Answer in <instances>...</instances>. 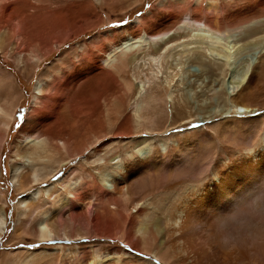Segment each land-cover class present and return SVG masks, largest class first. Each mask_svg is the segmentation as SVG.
Here are the masks:
<instances>
[{
    "label": "bare ground",
    "instance_id": "bare-ground-1",
    "mask_svg": "<svg viewBox=\"0 0 264 264\" xmlns=\"http://www.w3.org/2000/svg\"><path fill=\"white\" fill-rule=\"evenodd\" d=\"M122 1L128 4L138 0H94L99 6H111ZM29 2L0 0V15L6 17L7 24L17 19L16 34L23 44L30 43L27 58L21 55L16 61L17 64H23L24 68L28 64L32 63L35 66L46 60V57L58 50L66 41L81 34L88 27V22L92 21L90 18H84L83 23L68 24L63 17V12H76V7L86 11L87 6L92 3L91 0H85L81 6L69 3L64 8L56 7L53 10L45 5L44 1L38 6ZM182 3L186 4L185 8L181 6ZM161 4L167 7H158ZM251 4V7L236 10L230 13L232 15L222 19L216 15L218 7L211 0L204 5L206 6L204 14L198 11L200 0H161L154 8L163 11L161 14L155 15L152 12L154 10H151L146 16L135 19L131 25L123 29L108 31L113 34L106 40L109 51H103L106 46L91 42L100 50L101 60L107 62V65L116 72L118 76L116 79V75L112 77L102 74L103 71L98 72L100 69L94 61L92 49L89 50V47L82 43L76 45V50L83 54L82 57H78L77 54L79 58L77 63L81 65L87 58L84 67L72 63L71 67L66 66L59 71H52L51 74L39 76L34 88L32 107L19 129L17 136L19 138L10 148V158L19 164L12 169L13 182H18V189L24 192L26 190L28 193L20 201L21 218L18 226L24 225L22 228L29 230L37 242L43 243L46 241L60 243L65 238L78 240L80 237H91L92 245L97 247L102 257L92 262L88 249L79 248L69 251L72 253L71 256L49 255L51 251L64 252V247H56L55 250L45 247L28 256L37 257L36 260H44L47 264H264V254L244 248L219 247L215 226V217L218 214L230 211L246 190L264 181V104L251 100L252 90L257 87L259 78L264 77V0H253ZM181 13L197 26L202 24V28L198 26L196 29L199 32L196 36H200V41L185 40L190 37L186 27L183 25L174 27ZM256 13L260 14L258 21L248 22ZM236 30L238 32L235 36ZM205 31L220 34L235 31L230 35L234 37L231 48L238 50L239 47L248 44H256L259 48L254 60L247 64L243 76L232 82V95H226V99L228 96L231 100V107L227 108L221 118L216 117L217 121L212 120L211 111L207 116L199 118V115H190L197 121L207 119L212 121L205 130H211L217 137L219 136L217 144L207 138L205 130L201 129L187 138L183 137L181 144L178 143L176 149L170 152L166 147L162 150L155 147L152 142L147 143V140L136 137L132 138L131 143L133 146L139 143L141 148L136 149V154L130 158L124 157L113 165V172L104 176L107 186L97 184L85 171V178L82 177V172L79 176L71 177L72 180L68 178L63 193H58V188L65 180L43 188H35L37 185H43L55 168L60 166L59 171L64 169L82 154L83 149H92L94 145L99 149L90 164L91 167H97L99 160L106 162L111 160L109 157L100 156L103 144L97 145L96 139L88 143V146L85 145V148L78 146V149L73 150L69 147L68 141L80 124L77 114L82 113L86 119L91 118L100 103L108 113L110 109L106 102L108 97H113V94L109 96L105 90H98L94 86L88 94L79 97L80 101L77 98L78 102H68L69 93L78 81L84 79L85 75L90 77L97 75L117 84L120 74L137 59H142V55L147 54V46L151 49L147 58L156 62L158 59L166 58L167 53L169 57L178 46L197 44L188 49L189 52L193 54L198 49L206 51L215 62L213 64L208 61L205 54L198 55L195 59L201 69L207 67V70H201V74H197L195 78V83L199 82L197 85H201L203 76L211 72V68H215L220 74L224 72L222 68L227 64L225 59L229 55L227 47H216L213 50L208 48L204 51L207 47H203L206 42L202 40L209 37ZM116 36L118 42L112 40ZM247 40L250 41L241 43ZM9 46L12 47L11 41L7 36L0 34V53ZM136 63L137 61L134 64ZM140 83V86H134L123 79L121 87L125 96L136 91L141 98V106L146 109L135 112L137 129L151 133L157 117L155 107L164 99L155 97L148 89H144L146 80ZM2 84L8 89L3 98L11 103L16 102L9 110L0 108V131L6 133L11 128L19 96L10 77L3 83L0 81V88H3ZM231 96L232 98H229ZM148 109H152L151 114L146 112ZM240 109L244 111L241 112ZM63 110L69 111L71 116L68 117L73 119L65 117L66 115L62 114ZM40 113H43L45 118L38 124L32 123V119ZM192 135L199 137L195 141H187ZM1 144L0 139V147ZM223 144H226L228 149L223 148ZM141 150L147 153L146 158L132 161ZM57 156L59 160L55 161L58 163L55 164V168L51 167L50 171L42 174L40 169L37 173L36 167H46V164L53 162ZM125 164L126 170L123 171L121 166ZM78 166L82 168L83 165ZM80 168L72 169L77 173ZM194 168L198 169L195 177L192 172ZM27 169L30 171L24 172ZM138 174H143V177L133 180ZM180 177H188V181L185 182ZM38 194L43 196H39L38 199ZM87 195L91 196L92 200L89 201L90 218L87 216L90 214L86 215L84 212L85 210L88 212V209L83 210L87 205L83 206V199ZM137 197L140 199L136 200ZM106 203L113 204L114 207L107 208ZM118 203L122 204V210H117ZM128 206L135 209L134 214L128 212ZM65 214L69 219L63 218ZM34 215L38 217L37 220L26 226L27 218ZM4 221V213L0 208V236L3 233ZM20 230L16 229L19 238ZM114 237L119 238L128 248L119 250L104 246L103 240ZM104 253L111 255L105 257ZM38 254L42 256H35ZM73 257L74 260L71 261Z\"/></svg>",
    "mask_w": 264,
    "mask_h": 264
},
{
    "label": "rangeland",
    "instance_id": "rangeland-1",
    "mask_svg": "<svg viewBox=\"0 0 264 264\" xmlns=\"http://www.w3.org/2000/svg\"><path fill=\"white\" fill-rule=\"evenodd\" d=\"M29 1V3L33 4L34 6L40 5L42 4V1H44L45 5L47 4L51 10L55 9L56 7L64 8L69 3L77 4V6H81L83 3H85V0ZM91 1L92 3L91 5L87 6L86 11H82L80 7H76V12H63V17L68 24L73 22L83 23L84 18H90L92 21H89L88 23L91 26L89 27L88 25V27L81 34L76 36L77 38L74 37L73 39L66 41L63 46L58 48V50H55L49 57H46V60L41 61L36 65L34 64L35 66H33L32 63L30 65L28 64L25 68L23 67V64H17L16 61L21 55H24L26 56L25 58H27L30 49V46L28 45L30 43H27L28 45L23 44L22 40L20 41L21 38H19V36L16 34L17 19H14L13 22L11 21L10 24H7L6 17L0 15V34L7 36L12 43V47L9 46L4 48L0 53V81L3 83L7 77H10V80L15 87L14 89L19 96V103L17 102L18 106L14 110L13 122L10 130L8 129L6 133L0 131V139L2 140L0 147V208L3 210L5 219L3 233L0 236V264H9L10 262H14V264H24V262H26L25 264H47L44 262V260H36L37 257L33 258L28 256V254L41 250L45 247L52 248V250H55L54 248L56 247H64V252L51 251V253H54L53 255H55V257L60 255L71 256L72 253H69V251H72V249L75 248H79V250L88 249V252L91 256L90 261L92 262L98 261L102 257V253L98 252L96 249L97 247L92 245L91 237H80L78 240L77 238H72L71 240L65 238L66 240L64 239L63 242H52L51 245H48L47 243L39 241L37 242L29 230L26 231L24 228H22L24 225L18 226L19 218H21L19 214L21 211L20 201L22 198L26 197L28 193L26 190L24 192V190L21 191L18 189V182H13L12 169L15 165L17 166L19 164H16L10 158L11 145L19 138L17 137L19 135V129L16 128V125L17 123L23 124L24 122L19 121L17 117L20 115V110L23 109L26 119L29 109L32 107L34 88L39 76L51 74L52 71H59L64 69L66 66L71 67L72 63L75 65H80L77 63L79 59L78 57H82L83 54L80 52V50H76V47L82 43L86 44L89 47V50L92 49V56H94V61L97 63L100 69L98 72L100 73L103 71L102 74L107 76L111 75L114 77L116 72L111 69V66L109 67L107 65V62L101 60L102 54L100 50H97L96 47H94L96 44L93 45L91 42H89V38L95 37L98 34L100 35L103 32L115 30L118 31L131 25L135 19L146 16L149 11L154 10L158 2L161 0H138L128 4L127 2L122 1L111 6H99L95 4L94 0ZM207 1L208 0H200L201 5L198 11L200 13L202 12L201 14H204L206 9V6L204 5L207 3ZM211 1H213V3L216 4V7H218L216 15L222 19L228 15H232L230 13H233L236 10H245V8L247 9L251 7V3L253 2V0H244L242 4H237L235 7L231 8H229L227 3H225L223 6V11H221L219 10L221 5L218 0ZM184 4L182 3L181 6L185 8L186 4ZM152 12L155 15H158L163 11L157 9ZM137 13H140L141 15L138 16ZM256 14L254 17L249 18L250 21H247L250 23L258 21L257 19L259 18L258 16L260 14ZM96 20L97 22H95ZM125 21H127V24L123 23ZM182 25L186 27V30L188 31L187 33L190 35V37H187L186 39L184 38L185 40L195 42L200 41V36H196V34H199L196 29L198 26L202 28L201 23L197 26L195 23L190 21L188 17L181 13L174 27ZM229 32L230 33L226 31L220 34L205 31V34L207 33L211 39L207 37L202 40L206 42L203 44V47H207L204 49V51L208 48L213 50L216 47H227L230 50L226 49V51H229V55L227 59H225L227 64L222 68L224 72L220 74L218 70L211 68V72H208L203 76V83H201V85H197L199 82L195 83V78L197 74H201V70H207V67L201 69V67L197 65L195 59L198 57V55L205 54L208 61L210 60L213 64H215V62H213V58L209 56L208 52L206 51L203 52L198 49V51L191 54L188 49L195 47L197 44L188 45L186 47L178 46V48L171 52L169 57L167 53L166 58L164 57L163 59H158L156 62L150 61V59L147 58V54H150L149 51L151 50L147 46V54L142 55V59H137L136 64H134L136 62L135 61L133 64L128 66L125 72L120 74V77L117 79V84L112 81L110 82L109 80H104L102 77H97V75L92 77H90V75H85L84 79L78 81L75 85V88L73 87V90L69 93V97L67 99L68 102H78L77 98L80 101V98L93 90L94 86L98 90H105L109 96L113 94V97H108L106 102L110 109L108 113H106L103 104L100 103L99 107L95 109L94 114L91 115V118L89 117L86 119L82 113V116L81 114H77L78 118L80 119V124L74 131L72 138H70L71 140L69 139L70 141H68L69 147L73 150L78 149L79 147L85 148V145L94 142L96 139L98 140L96 142L97 145L103 144L101 147L100 156L105 158L109 157L111 160L109 162H106L105 160H99L97 162V167H91L92 165L90 164L94 160L93 158L97 155V151L99 150L96 145H94L92 149H83L81 155L76 157L75 160L71 161L65 166L64 169L60 171V166L57 169L55 168V164H58L55 161L59 160V158L58 156L54 157L55 160L46 164V167H36L37 173L40 172V169L42 170L41 174L50 171L52 168H55V170H53L54 172L45 179L43 185H37L35 188H43L44 186L46 187V185L50 186L56 182L65 180V183H61L58 188V193H63L65 192L64 185L67 184L68 178H74L75 175L79 176L81 172L83 178H85L86 175H89L97 184L107 186V183L104 182V176L110 172H113V165L121 161V159L124 157L130 158L133 154H136L137 148H134L133 143H131L132 138L134 139L137 137L145 139L147 140V143L152 142L155 147L162 150L166 147L170 152L176 149L178 143L181 144L183 137L187 138L188 135L192 133H198L196 132L198 129H192L190 125H199V129L205 130V127L210 125V122L212 123L210 119L197 121L195 118L190 117V115H199V118L201 116H207L211 111L212 113L210 115H212V120H215L216 117L217 119L221 118V116L226 113V110H228L227 108L231 107V100L228 99V96L232 95L233 92L232 82L236 79H240L243 76V72L245 71L247 64L254 60V57L259 50L256 44H248L244 47H239L238 50L231 48L234 37L230 35L235 31ZM237 32L238 30H236L234 33L235 36ZM193 34L195 36H193ZM113 39L117 41L118 36H116V38L113 37L112 40ZM106 40L107 39L98 43H100L102 47L107 46ZM248 41L250 40L243 41L241 43L245 44ZM212 44L215 45L213 46ZM126 52L128 53L130 51ZM86 59L80 65L81 67H84L86 64ZM207 60L206 62H208ZM117 77L118 76L116 75L115 79ZM123 79L129 81L134 86H140V82L146 80L147 83L144 84V89H148V92L153 94L155 97L159 96L160 98L164 99L162 103L159 102L155 107L154 111L157 114V117L155 118L156 120L154 122L155 127H153V132L148 133L137 129L135 119L137 114L135 112L144 110L146 108L141 106V98L138 97L136 91H133L132 94H129L128 96L124 95L123 89L121 87V80ZM259 80L260 81H258L257 87L252 90L251 100L264 104V77L259 78ZM204 83L205 85H203ZM2 86L3 88H0V108L9 110L13 105L16 104V102L11 103L7 99H4L5 97L3 94L7 93L8 89L4 84H2ZM227 94L228 100L226 99ZM229 98H232V96ZM164 101L167 103H164ZM151 111L152 109H148L146 112L151 114ZM62 114L66 115L65 117L69 119H73V117H68L70 113L67 110H63ZM74 118L76 119V117ZM217 119L215 121H217ZM177 129L183 131L181 133H177ZM204 132L206 133L207 138L217 144L219 141V136L217 137L216 133L211 130H205ZM192 136H190L187 141H195L199 137L195 135ZM166 140L169 141L166 142ZM222 147L228 149L226 144H223ZM78 165H83V169ZM75 167L80 168L77 173L73 171ZM27 171L30 170H24V172ZM85 171L88 174L86 173L85 175ZM192 172L195 177L197 176L198 169L194 168L192 169ZM142 177L143 174H138L133 177V180H137ZM72 178L70 180H72ZM180 179L185 182L188 181V177H180ZM41 195L42 194H38V199H40L39 196ZM51 199L52 197L50 198V201H52ZM139 199L140 197L136 198V200ZM83 200V206L87 204L83 207V210L88 209V212L87 210L84 212H86V215L90 214L87 215L90 218L91 211L89 208V203L92 201L91 196L87 195ZM146 205L147 204H145V206ZM48 206L49 205H47V207ZM106 207L112 208L114 206L113 204L106 203ZM117 207V210H122L123 206L122 204L118 203ZM128 212L134 214L135 209L132 208V206H128ZM37 218L38 217H36V215L28 217L26 220V226L32 224L34 220H37ZM63 218L69 219L67 214H65ZM16 229H21L20 238L17 236L18 232ZM102 242L104 243V246L115 247L119 250L128 248H125V244L117 237L106 238ZM35 256H42V254ZM150 258L153 259V257ZM34 259L36 262L33 261ZM70 260H74V257Z\"/></svg>",
    "mask_w": 264,
    "mask_h": 264
},
{
    "label": "clouds",
    "instance_id": "clouds-1",
    "mask_svg": "<svg viewBox=\"0 0 264 264\" xmlns=\"http://www.w3.org/2000/svg\"><path fill=\"white\" fill-rule=\"evenodd\" d=\"M217 245L264 254V181L246 190L230 211L215 217Z\"/></svg>",
    "mask_w": 264,
    "mask_h": 264
},
{
    "label": "snow or ice",
    "instance_id": "snow-or-ice-1",
    "mask_svg": "<svg viewBox=\"0 0 264 264\" xmlns=\"http://www.w3.org/2000/svg\"><path fill=\"white\" fill-rule=\"evenodd\" d=\"M218 2L221 5V7H220L219 10L223 11V6H224L225 3H227V5L229 6V8H231V7H235L237 4H242L244 2V0H218ZM147 7H151V6H147ZM158 7H167V5L161 4V5H158ZM137 15L140 16L141 14L140 13H137ZM123 23L127 24V21H125ZM112 35H113L112 32H103L100 35H97L95 37H90L89 38V42H93V41L100 42V41L105 40V39H110L112 37ZM104 51H109V48L106 46L104 48ZM239 111L242 112V111H244V109H240ZM44 118H45L44 117V114L43 113H40V114H37V116L34 117L31 122L38 124ZM17 119L19 121H22V122L25 121V113H24V110L23 109L20 110V115H18ZM21 127H22V123H17L16 128L17 129H20ZM190 127L192 129H199L200 126L199 125H190ZM182 131L183 130L177 129V133H181ZM134 147L137 148V149H140L141 148V145L139 143H137ZM146 156H147V153L144 152L143 150H141L139 152V155L136 156V157H134L132 161H135L137 159H144V158H146ZM126 165L127 164L121 166V168H122L123 171L126 170ZM77 191H79V189H77ZM45 243H47L48 245H51L52 244V241H46ZM37 247H39V246H37ZM124 247L127 248L126 245ZM53 254L54 253H49V255H53ZM108 255H111V253H104L103 254V256H105V257L108 256Z\"/></svg>",
    "mask_w": 264,
    "mask_h": 264
}]
</instances>
